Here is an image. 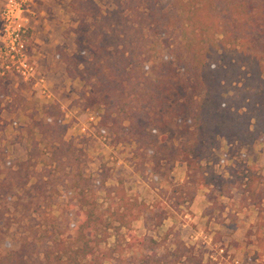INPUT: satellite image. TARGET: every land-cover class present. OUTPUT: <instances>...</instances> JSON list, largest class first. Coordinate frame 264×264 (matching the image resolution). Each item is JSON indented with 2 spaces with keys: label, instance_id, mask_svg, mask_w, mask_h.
<instances>
[{
  "label": "trees",
  "instance_id": "16d2710c",
  "mask_svg": "<svg viewBox=\"0 0 264 264\" xmlns=\"http://www.w3.org/2000/svg\"><path fill=\"white\" fill-rule=\"evenodd\" d=\"M70 4L81 16L75 52L60 46L57 52L68 77L81 84L83 109L98 111L101 126L114 137L133 139L162 178L170 181L185 163V179L170 181L181 203H193L205 189L215 204L237 188L263 209L264 186L253 165L240 162L237 171L229 166L228 175L215 165L222 140L254 146L264 138V0H113L107 9L95 0ZM5 78L0 75V84ZM7 92L1 85L0 133ZM45 113L32 116L31 132L50 145L48 167L37 169L44 159H7L0 147V264H210L179 231H170L173 247L135 233L131 223L141 215L157 226L166 216L108 185L109 166L87 174V155L66 137L62 108L50 105ZM51 164L68 177L73 192L66 196L65 227L40 234L37 216L55 202L48 187ZM100 191L113 192L115 201L102 207ZM13 226L23 231L16 234ZM121 235L139 255L118 250Z\"/></svg>",
  "mask_w": 264,
  "mask_h": 264
},
{
  "label": "rangeland",
  "instance_id": "374dc122",
  "mask_svg": "<svg viewBox=\"0 0 264 264\" xmlns=\"http://www.w3.org/2000/svg\"><path fill=\"white\" fill-rule=\"evenodd\" d=\"M7 1L0 0V13ZM95 1L103 9L114 6L113 0ZM71 2L72 0H32L30 11L25 15L27 19L28 16L31 17V22L26 24L30 33L35 34L36 52L42 49L47 55L53 56L48 64V69L54 70L51 78L53 85L50 88L48 86L46 92H43L40 86L18 74H9L5 78L9 87L8 94L2 101L4 129L0 133V147L5 158L26 160L32 157L42 161L44 159V163L40 162L36 167L38 170H42L43 165L46 167L49 163L50 145L46 139L39 136L32 138L31 120L32 116H45V111L50 105H58L62 108L64 122L69 125L66 137L73 138L77 147H81L87 155L85 172L95 174L102 165L109 166L112 177L108 185L122 187L126 199L154 206L155 215L166 216L163 223L157 226L153 224L155 220L147 221L144 214L141 215L131 223L135 233L152 234L159 240L163 239L164 245L173 247V234L170 231L175 230L180 232L182 239L185 237L189 245H194L201 251L205 261L210 264L215 263L208 256L211 247L208 241L212 244L225 245L233 256L241 260V264H262L264 208L254 206L237 188H233L231 196L219 197L215 204L208 201L205 189L197 192L193 203L189 204L187 201L181 203L178 196L180 192H173V184L170 181L180 183L185 179V163H179L175 167L170 175V181L162 178L151 170L149 160L137 150L133 139H125L124 136L114 137L110 129L101 126L98 111L83 109L79 102L81 84L77 79L68 77L66 64L59 58L57 52L59 46L67 53L75 52L74 29L80 24L81 16L71 6ZM32 22L35 26H32ZM0 24L1 32L2 22ZM44 77L46 79L45 75ZM90 113L98 115L99 120L91 121ZM83 124L88 126L87 132L82 130ZM216 154L221 157L220 162L215 165L218 172L228 175L229 166L237 171L241 167L240 162H244L256 168L264 186V138L254 146L231 145L222 140ZM50 167L52 170L47 169L51 170L54 176L48 187L53 186L55 202L46 214L37 216L40 224H36L35 229H39L40 234L44 233L43 229H51L53 225L57 229L65 227L66 196L73 192L68 189V177L64 172L57 171L52 164ZM112 196H108L105 191L98 193L102 207H107L115 201ZM48 213H51L52 218L49 219ZM13 227L12 231L16 234L23 231L22 226ZM123 231L126 232V228H123ZM197 232L201 236L196 240L192 235ZM119 239L121 245L118 246L119 251L125 255L133 252L140 254L136 247L127 249L128 239L124 235ZM115 241V235L108 239L110 244ZM105 264L115 263L106 261Z\"/></svg>",
  "mask_w": 264,
  "mask_h": 264
},
{
  "label": "built area",
  "instance_id": "2783aa9c",
  "mask_svg": "<svg viewBox=\"0 0 264 264\" xmlns=\"http://www.w3.org/2000/svg\"><path fill=\"white\" fill-rule=\"evenodd\" d=\"M32 0H8L1 9V45H0V73L2 75L18 74L26 80L33 81L46 92L48 85L44 76L38 74V67L34 59L32 36L25 18L30 11ZM91 121L99 120L98 116L89 114ZM83 131L89 128L81 126ZM201 235H193L199 239ZM205 242H207L205 240ZM211 244L209 259L215 264H241V260L233 256L223 244ZM264 261V259H263ZM264 264V262L262 263Z\"/></svg>",
  "mask_w": 264,
  "mask_h": 264
},
{
  "label": "crops",
  "instance_id": "0c3cea01",
  "mask_svg": "<svg viewBox=\"0 0 264 264\" xmlns=\"http://www.w3.org/2000/svg\"><path fill=\"white\" fill-rule=\"evenodd\" d=\"M35 5H36V3H35ZM30 20H31V17L28 16V21L27 22L30 23L31 22ZM0 22H1V20H0ZM32 26H35V24L33 23ZM32 26H31V28H32ZM31 36H32V46H33L34 53H35L36 52V47L34 45L35 44V42H34L35 34H33V32H31ZM37 36H38V34H37ZM37 42H39V40H37ZM51 56H52L51 54L47 55L44 51H42V49L39 50L38 52H36V55L34 56V59L36 61L37 67H38V74L42 75V76H44V75L46 76V79H47L46 83L48 84L49 88L52 87V85H53V81L51 80V78H52V76L54 74V70L52 68L48 69V64L51 62V59H52ZM10 74H12V73H10ZM5 80H7V79H3L1 83L5 84V86L7 88V91H8V87L9 86H8V84H6ZM6 94H8V92ZM196 234L200 235L199 232H197ZM184 240H186L185 237H184Z\"/></svg>",
  "mask_w": 264,
  "mask_h": 264
}]
</instances>
